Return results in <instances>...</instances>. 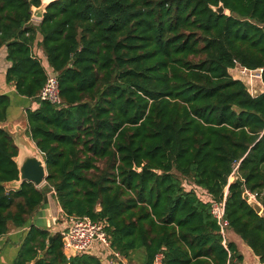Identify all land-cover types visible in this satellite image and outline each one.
<instances>
[{"label": "trees", "instance_id": "1", "mask_svg": "<svg viewBox=\"0 0 264 264\" xmlns=\"http://www.w3.org/2000/svg\"><path fill=\"white\" fill-rule=\"evenodd\" d=\"M40 3L0 0L5 78L38 103L27 134L46 167L42 186L4 187L18 179L17 148L0 127V237L28 228L12 264H103L94 252L67 259L60 232L30 223L50 191L65 215L102 223L127 261H240L196 189L225 200L227 229L264 262V214L243 197L257 193L264 212V91L229 73L262 68L264 84V0H56L33 23ZM37 34L60 104L38 97ZM9 104L0 94V123Z\"/></svg>", "mask_w": 264, "mask_h": 264}, {"label": "built area", "instance_id": "2", "mask_svg": "<svg viewBox=\"0 0 264 264\" xmlns=\"http://www.w3.org/2000/svg\"><path fill=\"white\" fill-rule=\"evenodd\" d=\"M239 75H249L248 80V91L251 95L252 87V78L261 79V74L263 69H248L246 67L236 65L234 68H231ZM235 79H241L240 76H233ZM247 87V86H246ZM255 96V95H253ZM38 97L42 101H48L53 104H60V87L57 76L51 71L46 70V80L41 88ZM10 189V188H7ZM199 197L210 203V212L213 218L218 222L221 235L223 237V244L226 246V231L228 222L225 219V200L224 199H214L212 196L208 195L205 191L201 189H196ZM243 197L249 201L258 202V194L249 192L248 190L243 191ZM61 209V208H60ZM64 216V227L60 230V233L63 237V251L68 258L89 252L93 246L99 245L104 251L108 252V256L117 259L118 262L122 264H128L127 260L119 254V252L113 250L110 246V240L104 230L103 224L99 222H94L87 216H77V215H65L62 210L60 211ZM162 253L159 252L155 255L153 264H162ZM109 264H117L112 258L109 261Z\"/></svg>", "mask_w": 264, "mask_h": 264}, {"label": "crops", "instance_id": "3", "mask_svg": "<svg viewBox=\"0 0 264 264\" xmlns=\"http://www.w3.org/2000/svg\"><path fill=\"white\" fill-rule=\"evenodd\" d=\"M33 23L37 20L31 19ZM36 24V23H35ZM41 40L40 34L36 35L35 42L33 44L32 50L33 54L40 60L42 66L45 70H51L50 66L47 63L46 56L39 45V41ZM7 49L6 46L0 47V94H6L10 98L9 108L7 110V119L0 123V126L6 127L7 129H13L16 125H21L25 127V137H29L28 133V124L26 120V110L30 108L34 110L38 107V103L33 99L18 95L15 89V85L13 83H9L6 81L5 74L7 68L10 66V62L6 59ZM232 70V69H229ZM230 73V72H229ZM236 78V77H235ZM251 91L253 95H257L264 91V84L261 79L253 80ZM35 145V143L32 141ZM36 146V145H35ZM49 205L55 204L57 205L59 211H61L56 199L53 196V192L50 191L47 195ZM34 219L30 223H34ZM63 224V223H62ZM60 226V228H59ZM61 225H58L54 228L46 227L51 233L60 232ZM28 228H14L10 227L9 231L0 237V264H12L13 259L16 257L17 252L22 244L24 236L27 232ZM226 240L227 242H233L236 246L237 253H239L242 257L240 261H236L237 259H233L232 264H264V262H260L258 256H256L251 248L232 230L227 229L226 231ZM90 253L94 252L98 256H100L103 264H109L110 255L108 256V252L104 251L101 246L95 245L89 251Z\"/></svg>", "mask_w": 264, "mask_h": 264}, {"label": "water", "instance_id": "4", "mask_svg": "<svg viewBox=\"0 0 264 264\" xmlns=\"http://www.w3.org/2000/svg\"><path fill=\"white\" fill-rule=\"evenodd\" d=\"M53 1L56 0H41L38 7L31 8V18L41 21L46 7ZM213 10L218 14H223L225 12L222 4H219L217 7H213ZM0 127L9 134L17 148V155L14 157V161L18 168V179L4 183V187L17 189L24 181L32 182L37 187L41 186L45 182L46 178L45 162L43 160L42 153L32 143L31 138L25 137L24 132L26 128L21 125H16L11 130L3 126ZM234 181L241 186L243 185V181L237 177L234 178ZM249 204L257 213L262 212V207L259 203L249 201ZM49 206L48 198L46 196L43 200L41 208L35 215V226L46 228L51 227L55 223V217L51 216Z\"/></svg>", "mask_w": 264, "mask_h": 264}, {"label": "rangeland", "instance_id": "5", "mask_svg": "<svg viewBox=\"0 0 264 264\" xmlns=\"http://www.w3.org/2000/svg\"><path fill=\"white\" fill-rule=\"evenodd\" d=\"M230 74L233 75V76H240L241 79L243 80V82L245 83V85L247 86L248 88V80H249V75H239L237 74V72H235L234 70H229ZM253 80H257L255 78H252ZM251 89V88H250ZM234 178V177H233ZM232 180V178H230V181ZM45 183V182H44ZM43 183V184H44ZM189 180L188 179H183V185L185 186L186 189L190 188V185H189ZM42 184V185H43ZM41 185V186H42ZM10 189H13V188H10ZM259 202V201H258ZM259 204L261 205V203L259 202ZM57 205L55 204H51L49 206V210H50V213H51V216L52 217H55V223L51 226V228H54L58 225H61V227L63 228L64 227V216L61 214V212L58 210V208H56ZM262 207V212L261 214H264L263 212V206L261 205ZM63 223V224H62ZM60 228V226H59ZM61 228V230H62ZM59 232V231H58ZM112 258V260H114L117 264H122L121 262H118L117 259L113 258V257H110ZM128 264H139L140 263V260H139V256H135V255H132L131 257V261H127Z\"/></svg>", "mask_w": 264, "mask_h": 264}]
</instances>
